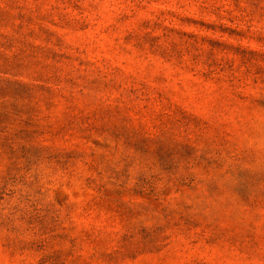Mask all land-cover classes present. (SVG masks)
<instances>
[{
  "label": "rangeland",
  "instance_id": "obj_1",
  "mask_svg": "<svg viewBox=\"0 0 264 264\" xmlns=\"http://www.w3.org/2000/svg\"><path fill=\"white\" fill-rule=\"evenodd\" d=\"M0 264H264V0H0Z\"/></svg>",
  "mask_w": 264,
  "mask_h": 264
}]
</instances>
